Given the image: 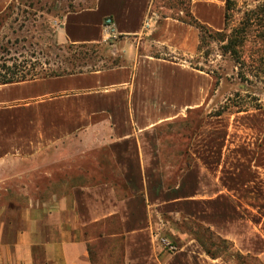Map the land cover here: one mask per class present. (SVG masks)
I'll return each instance as SVG.
<instances>
[{
    "label": "crops",
    "instance_id": "1",
    "mask_svg": "<svg viewBox=\"0 0 264 264\" xmlns=\"http://www.w3.org/2000/svg\"><path fill=\"white\" fill-rule=\"evenodd\" d=\"M14 1L0 0V14ZM81 1L61 15L56 43L105 45L121 61L0 84V264H93L94 229L110 219L121 264H191L194 253L195 264H229L193 238L174 253L159 251L151 227L167 213L264 259V133L216 137L210 190L196 139L195 161L175 186L161 182L157 128L200 107L213 85L207 73L164 56L193 55L198 29L156 15L153 40L165 51L156 56L135 42L157 0ZM182 1L198 22L224 26L226 0ZM107 16L119 34L111 42Z\"/></svg>",
    "mask_w": 264,
    "mask_h": 264
},
{
    "label": "rangeland",
    "instance_id": "2",
    "mask_svg": "<svg viewBox=\"0 0 264 264\" xmlns=\"http://www.w3.org/2000/svg\"><path fill=\"white\" fill-rule=\"evenodd\" d=\"M81 2V0H15L8 11L0 14V66L11 65L13 62L22 64L24 60L34 62L36 68H40L45 60L49 62L43 65L46 68L56 69L58 65L66 66V62H62V59L73 54L74 49L67 53L65 49L58 50L53 47L49 49V46L56 42L61 15ZM230 3L226 25L224 24L220 30L208 28L213 32L225 31V27L226 31L241 27L244 29L241 35L245 39L240 63L229 54L222 52L223 42L212 39H207L203 43L200 52L196 50L189 56L164 55L163 48L156 45L153 40L155 31L136 39L138 51L156 56L164 55L172 60L181 59L192 67V64H196L204 68L201 71L213 79V85L200 107L189 109L182 117L157 128V134L163 138L160 141L162 150L160 160L161 182L164 187L173 188L180 175L195 161V156L189 150L193 140L196 139L195 145L199 148L196 150L200 154L204 153L201 158L205 160V162L203 160L204 183L205 189L210 190L211 163L215 158L212 155V148L213 144L218 145L216 137L230 133L243 138L245 135L264 133V0H231ZM153 11L158 17L169 15L187 20V3L182 0H157L153 4ZM158 17L156 16V20ZM80 50L86 52V57H89L85 59L87 64L82 69L113 65L121 61V58L112 55L109 47L105 45H89L76 51ZM31 53L34 56H31ZM253 60L256 62L254 63L256 69L250 72ZM74 62L77 64L79 59H75ZM260 69L263 72L259 71ZM245 73L247 75L245 78H248L246 81ZM256 104H260V108H256ZM236 106H243V110L230 112L236 110ZM222 109H226L224 113L213 115ZM172 191L176 193L174 189ZM125 192L119 191L121 195ZM206 205L210 208V204L206 203ZM198 224L199 221L186 217L183 213L178 217L167 213L157 218L155 225L151 227V237L159 251L174 253L185 242L191 240L188 230H196ZM94 230L97 238L91 242L93 264H121V239L118 235L117 221L110 219L104 228ZM163 240L174 246V250H169ZM213 240L220 246H225L218 242L216 237ZM218 250L229 256L230 247L228 248L227 245ZM250 256L243 261L235 258H230L229 261L231 264H264V259L260 256L254 254ZM195 261L194 253L191 264H195ZM179 262L184 264L181 260ZM173 264L177 262L173 261Z\"/></svg>",
    "mask_w": 264,
    "mask_h": 264
},
{
    "label": "trees",
    "instance_id": "3",
    "mask_svg": "<svg viewBox=\"0 0 264 264\" xmlns=\"http://www.w3.org/2000/svg\"><path fill=\"white\" fill-rule=\"evenodd\" d=\"M230 2H231V0H226V2H225V22H224L225 25H226V21L228 18V11H229L230 5H231ZM9 8H10V6L7 8V11L9 10ZM186 15H187V20H183L181 18H179V19H181L182 21H184L190 25L195 26L198 29V35H199V42H198V47H197L198 52H200V49L203 46V43L207 39H212L213 41L223 42V44L221 46L222 52L229 54L235 61H237V63H240L239 59L242 56V50L241 49L243 47V41L245 39L244 36H241L242 32L244 30L242 27L241 28H233V29H230L229 31H226V27H225V31L213 32L207 26H205L204 24L198 22L195 18H193L189 14L188 11H186ZM239 29H241V30H239ZM52 47L55 49H58V50L65 49L67 51V53H69V50L74 49L73 54L67 55V56L63 57V59H62V62H66V66L61 67L60 65H58L56 69L46 68L43 65L44 64L47 65L49 63L48 60H45L42 63L43 65L40 66V68H36V66L34 65V62H27L26 60H24L22 64H20V63L17 64L15 62H13L11 65L2 64L0 66V84L11 83V82L26 80V79H33L36 77L72 74L75 72H81L82 67L86 66L87 62H85V59L86 58L89 59V57H86V52H83L81 50L76 51L77 48L80 49V48L85 47L84 44H81L78 46H73L72 44L61 45V44H58L56 42H53L52 44H50L49 49ZM31 56H34L33 53H31ZM75 59H79V62L77 64L74 62ZM254 63H256L255 60H253L251 62V66H250V70H249L250 72H253L254 69H256V68H254V65H255ZM259 64H261L260 60H259ZM192 65L196 69L204 70V68H202L196 64H192ZM76 67H78V69ZM259 71H262V70L260 69ZM249 73H247V74H249ZM245 77H247L246 73L244 76V80L246 81L248 78H245ZM254 99L257 100L256 98H254ZM236 107H237L236 110H233V111L229 110V111L230 112H239V111L243 110V106H236ZM256 108H260V104H256ZM225 110L226 109H222L220 111H217L213 115H220V114L224 113ZM199 227L201 229H199ZM188 233L190 234V236L193 239H195L199 243V245L203 248L205 253L208 256H210L211 258L220 257L223 260H225L227 263L231 264L229 261L230 258H232V259L235 258L238 260L241 259V261H243V260H246V258L251 257L249 254L245 255V254H242L239 251L235 250L233 248V245L228 240L216 235L207 226L198 224V228H196V230L189 229ZM215 237L218 239V242L225 244V246L227 245L228 248L230 247L229 256H225L223 253H221L222 251L218 250V249L225 248V246L222 247V246H220V244H217L215 242V240H213V238H215ZM213 247H215V249ZM226 250L227 249H225L224 251L226 252Z\"/></svg>",
    "mask_w": 264,
    "mask_h": 264
},
{
    "label": "built area",
    "instance_id": "4",
    "mask_svg": "<svg viewBox=\"0 0 264 264\" xmlns=\"http://www.w3.org/2000/svg\"><path fill=\"white\" fill-rule=\"evenodd\" d=\"M156 25V14L149 10L145 16L142 23V30L140 36H147L155 30ZM103 37L105 42H111L119 38L114 26V22L110 16H107L103 20ZM164 241V245L168 247L169 250H174V246L170 245L168 242Z\"/></svg>",
    "mask_w": 264,
    "mask_h": 264
}]
</instances>
